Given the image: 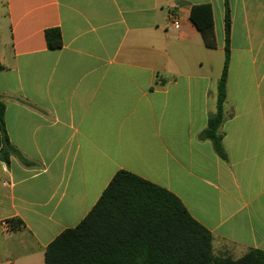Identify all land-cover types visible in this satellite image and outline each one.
Listing matches in <instances>:
<instances>
[{"label": "crops", "instance_id": "1", "mask_svg": "<svg viewBox=\"0 0 264 264\" xmlns=\"http://www.w3.org/2000/svg\"><path fill=\"white\" fill-rule=\"evenodd\" d=\"M226 3L223 160L199 134L217 109ZM202 4L214 50L190 20ZM0 63L7 135L30 162L0 161V264H45L119 171L176 195L213 249L264 251V0H0Z\"/></svg>", "mask_w": 264, "mask_h": 264}, {"label": "trees", "instance_id": "2", "mask_svg": "<svg viewBox=\"0 0 264 264\" xmlns=\"http://www.w3.org/2000/svg\"><path fill=\"white\" fill-rule=\"evenodd\" d=\"M190 20L207 49L217 48L212 6L195 5ZM230 9L225 10V59L217 87V109L199 134L216 154L227 160L223 146L227 80L230 62ZM52 50L63 45L59 29L45 32ZM3 66L0 63V71ZM5 105L0 100V161L12 156L30 164L11 144L5 127ZM18 223L11 221L12 229ZM214 237L188 212L181 200L141 177L119 171L85 219L61 233L46 249L45 264H264V251L248 250L239 258L216 255Z\"/></svg>", "mask_w": 264, "mask_h": 264}, {"label": "rangeland", "instance_id": "3", "mask_svg": "<svg viewBox=\"0 0 264 264\" xmlns=\"http://www.w3.org/2000/svg\"><path fill=\"white\" fill-rule=\"evenodd\" d=\"M215 250H214V253L217 255V254H219L221 251H225L224 252V254H222V255H225V253H226V255H231L232 257H234V258H238L239 257V253H237V252H234L233 250V248L231 247V246H222V245H218V247L217 248H214Z\"/></svg>", "mask_w": 264, "mask_h": 264}, {"label": "built area", "instance_id": "4", "mask_svg": "<svg viewBox=\"0 0 264 264\" xmlns=\"http://www.w3.org/2000/svg\"><path fill=\"white\" fill-rule=\"evenodd\" d=\"M181 25V22L179 20V18L177 16H175L174 14L170 15V26L173 27L174 29H179ZM2 226L4 228H9L10 227V223L7 221L2 222Z\"/></svg>", "mask_w": 264, "mask_h": 264}]
</instances>
